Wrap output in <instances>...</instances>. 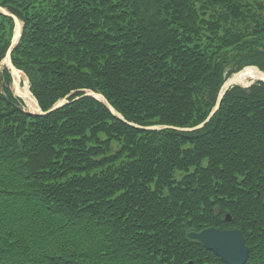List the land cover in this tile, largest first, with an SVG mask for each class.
<instances>
[{
  "label": "trees",
  "instance_id": "trees-1",
  "mask_svg": "<svg viewBox=\"0 0 264 264\" xmlns=\"http://www.w3.org/2000/svg\"><path fill=\"white\" fill-rule=\"evenodd\" d=\"M23 22L12 63L45 115L25 110L2 64L0 264H227L190 231L238 229L244 264H264L261 0H0ZM78 97V98H76ZM76 98V99H75ZM229 215L230 219L226 220Z\"/></svg>",
  "mask_w": 264,
  "mask_h": 264
},
{
  "label": "water",
  "instance_id": "water-1",
  "mask_svg": "<svg viewBox=\"0 0 264 264\" xmlns=\"http://www.w3.org/2000/svg\"><path fill=\"white\" fill-rule=\"evenodd\" d=\"M0 13L10 17L13 20V32L10 39L9 46L6 50L5 57L3 63L8 69L9 74L12 78V90L14 95L17 98L23 100L26 105L27 110L30 113L45 115L47 113L53 112L63 105L69 102L68 96L63 97L57 100L50 108L43 111L38 103V100L33 95L30 90L29 79L26 74L16 68L12 63V52L14 48L17 46L20 37L22 35L23 23L20 19L9 12L6 8L0 6ZM246 68H252L257 72V76L255 79L244 80L241 77V73ZM255 80H261L264 82V71L258 68L255 65H248L243 67L241 70L235 72L230 77H228L220 86L215 105L211 109L209 115L205 118V120L194 127L191 128H180L169 125H148L141 126L136 123H132L126 121L124 117L111 105V103L104 97L103 94L99 92H95L93 90L85 89L83 91L84 96H91L99 101H101L110 111V113L116 118L122 120L128 125L142 129V130H161L167 128H173L179 131H190L193 129L201 128L209 119L213 116V114L218 110L220 102L225 94V92L233 85H241L243 87L250 86ZM78 98V97H76ZM75 98V99H76ZM26 100L28 103H26ZM229 215L226 216V220H229ZM188 238L195 239L201 242L207 249L214 252L218 257H220L227 264H244L248 257L249 249L245 244V239L242 232L238 229H226L221 230L215 227H208L199 232L190 231L187 233Z\"/></svg>",
  "mask_w": 264,
  "mask_h": 264
},
{
  "label": "bare ground",
  "instance_id": "bare-ground-1",
  "mask_svg": "<svg viewBox=\"0 0 264 264\" xmlns=\"http://www.w3.org/2000/svg\"><path fill=\"white\" fill-rule=\"evenodd\" d=\"M257 76V72L252 69V68H246L243 70V72L241 73V77L244 80H249V79H255ZM26 103H28V101L26 100ZM25 105V104H24ZM26 106V105H25ZM172 126V125H169Z\"/></svg>",
  "mask_w": 264,
  "mask_h": 264
},
{
  "label": "rangeland",
  "instance_id": "rangeland-1",
  "mask_svg": "<svg viewBox=\"0 0 264 264\" xmlns=\"http://www.w3.org/2000/svg\"><path fill=\"white\" fill-rule=\"evenodd\" d=\"M261 1H263L264 2V0H261ZM219 91V90H218ZM218 94V93H217ZM126 120V119H125ZM205 120V119H204ZM203 120V121H204ZM126 121H128V120H126ZM203 121H201V122H199V123H197L196 125H199V124H201ZM208 122V121H207ZM206 122V123H207ZM125 123V122H124ZM205 123V124H206ZM127 124V123H126ZM204 124V125H205ZM196 125H194V126H196ZM204 125L201 127V128H197V129H193V130H190V131H182V132H193V131H196V130H199V129H202L203 127H204ZM194 126H190V127H188V126H180V128H191V127H194ZM174 127H179V126H174ZM167 129H170V128H167ZM172 130H176V129H173V128H171ZM176 131H179V130H176ZM181 132V131H180Z\"/></svg>",
  "mask_w": 264,
  "mask_h": 264
}]
</instances>
